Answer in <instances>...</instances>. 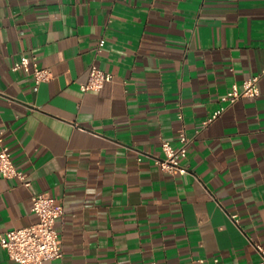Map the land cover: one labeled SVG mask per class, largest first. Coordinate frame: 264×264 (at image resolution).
I'll use <instances>...</instances> for the list:
<instances>
[{
    "label": "crops",
    "instance_id": "obj_1",
    "mask_svg": "<svg viewBox=\"0 0 264 264\" xmlns=\"http://www.w3.org/2000/svg\"><path fill=\"white\" fill-rule=\"evenodd\" d=\"M26 55L53 71L38 89ZM93 64L113 78L83 89ZM257 74L258 96L223 99ZM182 126L173 174L155 160ZM0 132L30 181L0 173V233L37 219L34 193L65 208L62 256L27 264L257 263L264 0H0Z\"/></svg>",
    "mask_w": 264,
    "mask_h": 264
},
{
    "label": "built area",
    "instance_id": "obj_2",
    "mask_svg": "<svg viewBox=\"0 0 264 264\" xmlns=\"http://www.w3.org/2000/svg\"><path fill=\"white\" fill-rule=\"evenodd\" d=\"M13 67L14 69L22 68L30 73L34 80L35 89H38V86L43 81L49 80L53 75L51 67L39 64L35 57L32 56H23ZM259 77L257 74L246 78L241 85L233 83L223 96V99L228 104H233L243 96H258L260 94ZM112 78L113 74L111 72L93 64L90 67L89 79L82 87L83 89H101ZM223 109L224 107L217 109L200 126L207 125ZM179 116L182 117V114L180 113ZM178 140V144L170 140H164L162 143L164 156L157 157L155 160L161 169L173 174L189 171L183 160L188 155L191 137L183 126L180 128ZM0 173L6 177H19L25 184H30L26 173L15 164L10 145L2 132H0ZM31 210L37 216L34 222L0 233V249L5 248L9 257L17 264L43 262L62 256L63 248L57 221L65 214L64 205L48 192H37L32 195ZM257 249L260 254V260L254 264H264V247L261 244H257ZM193 264H225V262L217 256L211 261L204 257H199Z\"/></svg>",
    "mask_w": 264,
    "mask_h": 264
}]
</instances>
